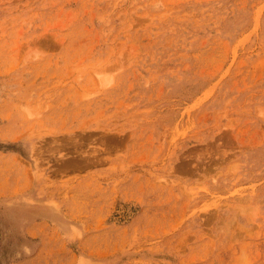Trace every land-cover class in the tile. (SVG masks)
Instances as JSON below:
<instances>
[{"label":"rangeland","instance_id":"rangeland-1","mask_svg":"<svg viewBox=\"0 0 264 264\" xmlns=\"http://www.w3.org/2000/svg\"><path fill=\"white\" fill-rule=\"evenodd\" d=\"M0 264H264V0H0Z\"/></svg>","mask_w":264,"mask_h":264}]
</instances>
